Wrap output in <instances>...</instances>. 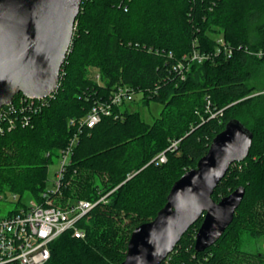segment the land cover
Returning a JSON list of instances; mask_svg holds the SVG:
<instances>
[{"label":"trees","instance_id":"1","mask_svg":"<svg viewBox=\"0 0 264 264\" xmlns=\"http://www.w3.org/2000/svg\"><path fill=\"white\" fill-rule=\"evenodd\" d=\"M257 52L264 53V0L82 1L57 91L29 112L28 125L16 121L0 136V194L39 201L50 165L77 132L70 122L110 103L119 87L133 99L78 135L61 191L94 207L79 222L85 237L62 234L46 264H121L132 231L154 219L233 119L252 134L251 148L212 194L218 202L245 189L233 220L197 253L200 218L161 264H264L263 254L240 247L243 234L264 237V92L251 84L264 70ZM137 95L144 107L161 106L152 123L126 108ZM21 97L12 102L17 114ZM162 153L166 162L156 165Z\"/></svg>","mask_w":264,"mask_h":264},{"label":"water","instance_id":"2","mask_svg":"<svg viewBox=\"0 0 264 264\" xmlns=\"http://www.w3.org/2000/svg\"><path fill=\"white\" fill-rule=\"evenodd\" d=\"M82 1L0 0V109L18 94L41 99L57 90ZM251 144L252 134L230 120L196 168L172 185L154 219L132 231L121 264H161L200 218L195 252L215 244L232 222L245 189L238 187L218 202L212 194L229 167L248 157Z\"/></svg>","mask_w":264,"mask_h":264},{"label":"built area","instance_id":"3","mask_svg":"<svg viewBox=\"0 0 264 264\" xmlns=\"http://www.w3.org/2000/svg\"><path fill=\"white\" fill-rule=\"evenodd\" d=\"M223 48L228 54L231 53L226 46L223 45ZM253 55L258 59L264 58L263 52ZM196 58L201 59L197 53L193 56V59ZM178 68H181V65ZM45 99H30L24 96L19 98L17 101L19 115L16 112V105L12 103L0 109V136L4 133V127L12 129L16 121L23 126L28 125L31 118L29 112L33 114L38 111L41 103H46ZM132 99L133 93L129 88L119 87L113 93L110 103H96L85 118L70 122V125L77 128V132L69 139L66 147L59 151V168L55 174V180L51 187L43 191L40 202L33 200L29 206H25L16 194H0V205L5 212L3 215L0 208V264H46L51 256V243L62 234L71 232L75 239L85 237V232L79 227V222L86 217L94 204L79 200L69 201L65 207H59L54 204V201L62 195L64 174L81 131L85 128H93L103 116L112 115L111 107H119ZM36 101L38 105H35ZM175 148L176 143L173 142L170 150L173 151ZM165 162L166 156L162 153L155 163L158 165ZM103 201L104 198H101L100 202ZM7 207L12 208L8 210Z\"/></svg>","mask_w":264,"mask_h":264},{"label":"rangeland","instance_id":"4","mask_svg":"<svg viewBox=\"0 0 264 264\" xmlns=\"http://www.w3.org/2000/svg\"><path fill=\"white\" fill-rule=\"evenodd\" d=\"M251 84L255 85L256 90L258 92L259 91L264 92V70L262 75H260L255 81L251 82ZM126 108L130 112L138 113L140 118L146 123H152L159 116V112L161 110V106L155 103L150 104L148 107L142 106L140 103L139 95L135 96V101L127 105ZM58 168H59V157L54 159L53 163L50 165L48 169L47 187L52 186ZM32 201L33 198L30 197L29 195H24L21 200V202L25 206H29V204L32 203ZM69 201L74 202V200L67 198L62 194L59 199L54 201V204L59 207H65ZM0 208L3 211V207L1 205ZM10 208L12 207H7L8 210ZM2 214L4 215L5 212L3 211ZM240 247L242 250L249 252H258L264 255V237L250 238L247 235L243 234L240 238Z\"/></svg>","mask_w":264,"mask_h":264}]
</instances>
